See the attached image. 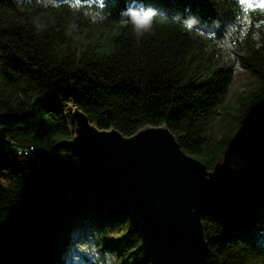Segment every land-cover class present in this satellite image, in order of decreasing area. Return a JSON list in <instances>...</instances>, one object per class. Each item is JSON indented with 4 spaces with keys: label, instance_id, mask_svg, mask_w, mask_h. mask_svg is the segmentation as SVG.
Wrapping results in <instances>:
<instances>
[{
    "label": "trees",
    "instance_id": "obj_1",
    "mask_svg": "<svg viewBox=\"0 0 264 264\" xmlns=\"http://www.w3.org/2000/svg\"><path fill=\"white\" fill-rule=\"evenodd\" d=\"M77 1L90 0H0V264H68L87 228L117 264H152L136 224L73 145L74 109L126 137L165 126L210 171L239 154L254 171L203 218L207 264H264V4L91 0L103 19L93 29ZM146 8L157 13L138 36L122 14ZM247 9L229 64L213 37ZM236 65L253 85L228 106ZM217 120L220 139L206 140ZM120 225L127 231L108 239Z\"/></svg>",
    "mask_w": 264,
    "mask_h": 264
},
{
    "label": "water",
    "instance_id": "obj_2",
    "mask_svg": "<svg viewBox=\"0 0 264 264\" xmlns=\"http://www.w3.org/2000/svg\"><path fill=\"white\" fill-rule=\"evenodd\" d=\"M72 115L73 145L136 224L151 263L207 264L203 218L231 202L245 178L208 170L165 126L126 137L78 109ZM6 140L0 128V152Z\"/></svg>",
    "mask_w": 264,
    "mask_h": 264
},
{
    "label": "rangeland",
    "instance_id": "obj_3",
    "mask_svg": "<svg viewBox=\"0 0 264 264\" xmlns=\"http://www.w3.org/2000/svg\"><path fill=\"white\" fill-rule=\"evenodd\" d=\"M41 1L47 2L48 0ZM255 2L264 4V0H255ZM72 5L82 11V17L84 19H88L93 29H97L103 23V19H101L94 1H77ZM248 12L249 9L246 10L243 18L238 20V23L230 27L225 38L217 39L213 37L214 47L217 52L220 53L219 58L221 60L226 58V61L229 64L235 62V56L233 54L232 48L235 46L234 43L236 39L242 36L246 30L245 22L246 18L248 17ZM75 26L77 27L76 30L79 33L82 31L84 24L82 22H78ZM214 54H216V52ZM252 85L253 76L248 71H245L236 65L234 79L227 97V104H229L228 106L232 105L241 94L248 91ZM223 130L222 120H217L208 130L205 139L219 140ZM213 170L219 171L227 177H232L234 174H239L242 178H246L249 174L253 173L254 167L245 164L239 154L229 152L225 154L222 159L218 161V163H216ZM126 231L127 228L125 226H116L106 232V237L108 239H115L117 236L124 234ZM79 234L80 235L74 239L71 245L68 264H117V258L102 248L103 245H101L99 235L96 232L87 228L81 231Z\"/></svg>",
    "mask_w": 264,
    "mask_h": 264
},
{
    "label": "clouds",
    "instance_id": "obj_4",
    "mask_svg": "<svg viewBox=\"0 0 264 264\" xmlns=\"http://www.w3.org/2000/svg\"><path fill=\"white\" fill-rule=\"evenodd\" d=\"M157 10L146 8L143 10L129 9L122 15L127 16L136 34L142 35L144 32L150 31L152 19L156 15Z\"/></svg>",
    "mask_w": 264,
    "mask_h": 264
}]
</instances>
